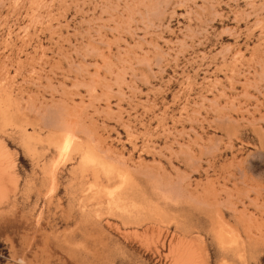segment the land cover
<instances>
[{
  "label": "rangeland",
  "instance_id": "obj_1",
  "mask_svg": "<svg viewBox=\"0 0 264 264\" xmlns=\"http://www.w3.org/2000/svg\"><path fill=\"white\" fill-rule=\"evenodd\" d=\"M0 264H264V0H0Z\"/></svg>",
  "mask_w": 264,
  "mask_h": 264
},
{
  "label": "bare ground",
  "instance_id": "obj_2",
  "mask_svg": "<svg viewBox=\"0 0 264 264\" xmlns=\"http://www.w3.org/2000/svg\"><path fill=\"white\" fill-rule=\"evenodd\" d=\"M49 126V125H48ZM73 144H75V143H73ZM78 144V143H77ZM66 145V144H65ZM79 145V144H78ZM81 145V144H80ZM95 147V146H94ZM64 148V147H63ZM82 149V148H81ZM81 149H79V150H81ZM86 149H88V148H86ZM97 149V148H96ZM79 150H77L78 152H79ZM84 150V149H83ZM93 150V149H92ZM73 151H75V149L73 150ZM97 151V150H96ZM84 152H86V151H84ZM97 153H98V151H97ZM91 155V154H90ZM87 156V155H86ZM89 156V155H88ZM98 156V155H97ZM96 156V157H97ZM100 156V155H99ZM81 157V156H80ZM102 157V156H101ZM103 157H104V155H103ZM104 158H106V157H104ZM85 160H86V158H84ZM102 161H104V160H102ZM94 162V161H93ZM99 162V161H98ZM104 162H106V161H104ZM114 164H116V163H114ZM107 166V165H106ZM114 166V165H113ZM104 167V166H103ZM56 168V167H55ZM54 168V169H55ZM116 168V167H115ZM81 170H82V168H80ZM119 169V168H118ZM109 170V169H108ZM98 171H100V170H98ZM119 172V171H118ZM53 173H55V172H53ZM108 173V172H107ZM43 174H44V176L46 177V179H47V176H46V172H45V170H43ZM109 174V173H108ZM110 174H112V173H110ZM122 174V173H121ZM107 175V174H106ZM105 175V176H106ZM115 175V174H114ZM123 175V174H122ZM75 178H74V181L76 182L75 183V190H70L69 191V194L70 195H73L72 197H71V199H70V201H69V203H71L73 206H75V208L77 209V211L79 212V213H81L82 212V200H81V196H80V193L82 192V174L80 173V171L78 172V173H76L75 174ZM101 176V175H100ZM109 176V175H108ZM111 177V176H110ZM103 178V177H102ZM108 178V177H107ZM113 178V177H112ZM51 181H52V183L54 182V180H56V177H55V174L54 175H52V177H51ZM106 179V178H105ZM110 179V178H109ZM114 179V178H113ZM121 180V179H120ZM124 181V180H123ZM84 185V184H83ZM54 186H56V185H54ZM53 191H55V190H53ZM36 194H38L37 196H40V193L38 192V193H36ZM112 195V194H111ZM112 197V196H111ZM113 198V197H112ZM111 199V198H110ZM76 213V212H75ZM76 220V219H75ZM78 233V232H77ZM43 244V243H42ZM48 244V243H47ZM66 248V247H65ZM27 252V251H26ZM8 259V258H7ZM71 261V260H70Z\"/></svg>",
  "mask_w": 264,
  "mask_h": 264
}]
</instances>
